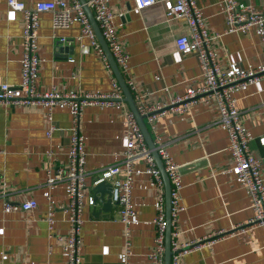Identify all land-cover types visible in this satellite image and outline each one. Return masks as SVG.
Masks as SVG:
<instances>
[{
	"label": "crops",
	"instance_id": "1",
	"mask_svg": "<svg viewBox=\"0 0 264 264\" xmlns=\"http://www.w3.org/2000/svg\"><path fill=\"white\" fill-rule=\"evenodd\" d=\"M23 1L30 6L37 0ZM196 1L209 30L220 33L213 41L220 64L264 63V39L257 25L226 32L223 0ZM243 1L253 3L264 14V0ZM108 3L127 53L123 77L132 80L139 95L137 102H167L187 87L202 84L195 53H183L174 43V36L187 30L183 19L165 20L160 2L142 9H136L133 0ZM80 26L75 22L53 28L51 13H39L37 44L43 57L36 77L39 90L52 85L81 92L111 90V71L86 36L77 38ZM21 31L22 13L0 0V81H20ZM231 93L246 126L250 149L262 159L264 145L257 139L264 133V74L255 83L235 85ZM127 108L128 103L120 100L83 109L80 131L85 152V198L89 193L94 195L92 187L99 169L124 165ZM45 111L44 103H0V264H66L62 243L69 230L67 184L65 180L48 184L46 169L68 160L71 114L67 104L55 105L53 118L58 127L47 136ZM146 125L155 144L163 145L179 167L203 160L196 168L180 171L176 241L225 233L180 254L176 264H264V231L246 224L253 214L251 198L242 179L227 171L232 163L229 138L214 105L194 103L188 112L165 113ZM133 169L135 215L130 222V260L131 264H149L146 253L154 242L157 188L150 184L143 159L136 160ZM28 198H35L37 207L23 209L20 203ZM6 201L9 209L3 207ZM49 203L53 206L51 227L45 219ZM100 207L98 200L84 206L80 264H121L124 225L118 218V206L113 202L110 211L97 214ZM238 223L246 224L245 229L239 231L235 226L236 232L228 233Z\"/></svg>",
	"mask_w": 264,
	"mask_h": 264
},
{
	"label": "built area",
	"instance_id": "2",
	"mask_svg": "<svg viewBox=\"0 0 264 264\" xmlns=\"http://www.w3.org/2000/svg\"><path fill=\"white\" fill-rule=\"evenodd\" d=\"M136 9L160 2L164 9L165 20L183 19L187 30L174 36L176 48L183 52H194L200 68L199 77L202 84L189 86L182 94H176L167 102L155 101L153 103L137 102L139 95L135 93V86L129 78L126 80L136 106L144 120L153 124L156 117L169 112H188L194 103L202 102L212 104L217 109L218 121L223 124L229 138L228 149L232 163L227 171L240 177L251 198L253 214L246 224L260 226L264 231V173L262 171L261 156L252 152L249 146L246 126L243 123L240 111L235 104V97L231 91L235 85L255 83L264 74V63L246 66L236 62L220 64L217 60V52L213 46L219 32H211L205 24L201 8L196 0H133ZM223 12L225 16L226 32L244 30L251 25L260 28L261 38L264 39V14L253 3L243 0H223ZM10 9L22 13L21 31V57H20V81L10 83L0 81V103H44L46 106L45 120L47 121L46 134L50 136L57 129L53 118V108L57 104H67L70 109L71 121L69 125L68 160L65 163L51 165L46 169V182L52 184L55 181L65 180L67 184V220L69 230L62 243V249L66 255V264H80L81 261V227L83 223V209L85 204L95 205L93 193L85 198V152L83 136L80 131V118L85 106L90 104L107 105L121 100L123 93L119 82L113 74L107 56L99 43L95 31L85 12L80 0H37L33 5H26L23 0H6ZM93 17L100 29L101 35L106 41L109 50L122 75L127 72V53L123 50L116 32L114 23L115 13L110 8L108 0H86ZM49 11L51 13V25L53 28L68 27L71 24L80 23L78 39L86 36L96 51L103 59L105 66L111 71V90L107 93L81 92L73 89L61 90L56 86L42 91L37 88L36 77L38 67L43 57L39 54L37 37L39 26V13ZM64 38V37H62ZM72 59V58H71ZM133 91V92H132ZM125 147L122 151L123 167L118 164H110L99 169L94 182L106 180L112 185V202L118 206V218L124 225V242L121 264H131L132 240L130 222L135 215L132 202V187L134 183L133 164L138 159H143L146 171L149 173L150 184L157 188L156 215L153 218L155 235L153 246L146 253L149 264H164L166 210L164 185L160 170L153 154L148 147L144 134L140 129L137 119L130 108L125 112ZM259 145H264V133L258 137ZM155 143V142H154ZM157 152L162 160L165 172L170 181L171 196V240L172 250L170 264H176L180 254L211 243L215 238L225 233H216L208 239H193L178 242L174 228L176 213L180 207L179 190L182 179L178 170L179 164L174 161L166 148L160 143L155 144ZM48 200L51 196L47 195ZM38 202L35 198H28L20 203L23 209H33ZM4 209L11 205L6 201ZM52 203L45 217L48 226L51 227ZM246 224L233 225V230L228 233L245 229ZM237 228H236V227ZM235 230V231H234Z\"/></svg>",
	"mask_w": 264,
	"mask_h": 264
},
{
	"label": "water",
	"instance_id": "3",
	"mask_svg": "<svg viewBox=\"0 0 264 264\" xmlns=\"http://www.w3.org/2000/svg\"><path fill=\"white\" fill-rule=\"evenodd\" d=\"M83 4V7L85 9V12L90 20V23L95 31L96 37L99 41V43L101 44L107 59L111 65L113 74L115 75L117 81L119 82L121 89H122V93L123 96L121 98V100H124L128 103L129 108L131 109V111L134 113L137 122L140 126V129L142 130L146 143L148 145V147L151 150V153L154 156V159L156 161V164L160 170L162 179H163V185H164V196H165V210H166V230H165V249H164V264H170V256L172 253L171 247H170V240H171V217H170V208H171V196H170V181L169 178L167 176V173L165 172L162 160L157 152L156 149V145L150 135V132L147 128L146 122L144 120V115L140 114V112L137 109L135 100L133 98V95L129 89V87L127 86V83L122 75V73L120 72L110 50L109 47L106 43V41L104 40L103 36L101 35L100 29L93 17V14L89 8V6L86 4V0H80ZM59 49H61V46L59 47ZM262 161L264 163V157L262 158ZM201 164H203V160L200 161H196V162H192V163H188L184 166H181L178 168L179 172L185 168H196L198 166H200ZM93 192H94V197H95V201L97 202V200L101 203V207L98 208L96 210V213L99 214L101 212V210H103L104 212H108L111 209V206L113 204L112 202V185L110 182L106 181V180H99L97 182H95L93 184Z\"/></svg>",
	"mask_w": 264,
	"mask_h": 264
}]
</instances>
